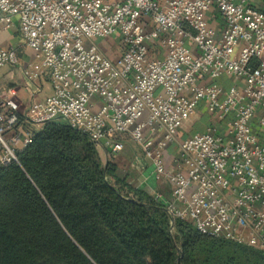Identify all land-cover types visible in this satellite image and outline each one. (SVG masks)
Listing matches in <instances>:
<instances>
[{"label":"built area","instance_id":"built-area-1","mask_svg":"<svg viewBox=\"0 0 264 264\" xmlns=\"http://www.w3.org/2000/svg\"><path fill=\"white\" fill-rule=\"evenodd\" d=\"M0 26L32 52L22 62L21 47L0 46V67L23 64L32 94L25 109L16 86L0 94V168L53 121L110 156L127 136L168 184L169 198L156 195L172 220L264 249V0H0ZM40 79L51 90L35 100ZM201 106L215 120L180 139L169 164Z\"/></svg>","mask_w":264,"mask_h":264},{"label":"trees","instance_id":"trees-1","mask_svg":"<svg viewBox=\"0 0 264 264\" xmlns=\"http://www.w3.org/2000/svg\"><path fill=\"white\" fill-rule=\"evenodd\" d=\"M43 127L0 168V264H264L262 248L172 220L156 195L169 198L168 184L141 186L135 156L127 169L102 165L86 134Z\"/></svg>","mask_w":264,"mask_h":264},{"label":"crops","instance_id":"crops-1","mask_svg":"<svg viewBox=\"0 0 264 264\" xmlns=\"http://www.w3.org/2000/svg\"><path fill=\"white\" fill-rule=\"evenodd\" d=\"M10 44L17 45V46L21 47L22 42L19 39V37L16 36V34L13 31L5 30L0 26V46H9ZM19 57H20L22 62L29 61L32 57V52L28 48L22 46L19 49ZM219 81H220V84L226 88L231 86L232 84L237 83V80H235L233 78H226V77L221 78ZM20 83H22V85H24V86L26 85V82H25L21 73L12 72L11 68L8 66L0 67V94H2L3 90H5L8 86H14V85L17 86ZM35 85L38 86V88L40 89V91L35 92V95L33 96V98L35 100L36 99H42L51 90L50 84H49L47 79L37 80ZM36 86H33L31 84V89L34 90V88ZM24 89H25V87H24ZM27 94H28V96L25 97L24 100H20L21 101V107L24 109L26 106H28V104L31 101L32 94L29 92H27ZM28 97H30L29 100H27ZM198 109H203V110H205V112L209 113L203 106L199 107ZM198 109L196 112H198ZM193 115L188 120H186L184 122V124L187 121H189L193 117ZM212 117L214 118V116H212ZM184 124H183V126H184ZM209 124H210V122L207 124L204 122V120L197 122V123L196 122L193 123L192 124L193 126L190 129V133L188 132L189 134L184 131L186 133L185 137H187L193 133H196V132L204 131ZM181 129H180V132H181ZM180 132H179V136H180ZM185 137H183V138H185ZM173 145L174 144L169 146V148L166 151V159H167V162L169 161V164H172L171 162L173 161L174 157L178 153V148L176 149V147H174ZM139 154L140 153L135 154L134 156L136 158H138V160H140L138 167H136L137 170L139 171V183H140V185L144 186L146 189L152 191L153 193L158 192V190L164 191L166 182L156 179L155 175L153 174V166L151 164V161L146 159V158L139 157ZM167 193H168V196H170V190H168Z\"/></svg>","mask_w":264,"mask_h":264},{"label":"rangeland","instance_id":"rangeland-1","mask_svg":"<svg viewBox=\"0 0 264 264\" xmlns=\"http://www.w3.org/2000/svg\"><path fill=\"white\" fill-rule=\"evenodd\" d=\"M116 44H117V36H113L111 38H109L108 40L106 41H102V46L107 50V51H114L115 48H116ZM112 49V50H111ZM24 65L21 64L20 66L18 67H10L12 72H18L20 73V69L21 67H23ZM16 86V85H14ZM17 89H18V94H19V98L21 100H24L25 97L28 96L27 92L25 91L24 89V85H22V83L18 84L17 86ZM30 97H28L27 100H29ZM22 109V108H21ZM204 120L205 123H211L212 121H214L215 119L212 117V115H210L209 113L205 112V110L203 109H198V112H196L193 117L187 121L184 126L182 127L181 129V132H180V136L178 138V141L176 143H174V147H176V149L178 148V143H179V140L182 139V137H185V134L186 133H190V129L191 127L193 126L192 124L193 123H197V122H200ZM59 121V120H58ZM63 122V121H62ZM44 127L42 126L40 129L38 130H42ZM186 133H185V132ZM188 133V134H189ZM8 133L6 134V137H8ZM125 146L123 148V150L118 153V155L116 156H110L108 155L106 149L104 148V146H97L95 144V149H96V152H97V158L98 160L100 161V163L102 165H105L107 163H112V164H115V165H118L120 166L121 168H124V169H127L128 166L131 164V162L133 161L134 159V155L135 154H138L140 153V148L129 138H125ZM134 162V161H133ZM132 162V163H133ZM173 162V161H172ZM171 162V163H172ZM169 163V161H168ZM132 165V164H131ZM139 173V171H137ZM144 187V186H143ZM209 243L208 240H204V241H201L199 243V246H203V245H207Z\"/></svg>","mask_w":264,"mask_h":264}]
</instances>
